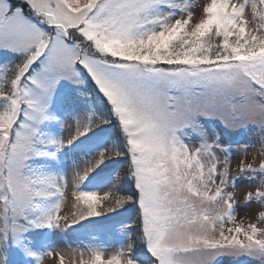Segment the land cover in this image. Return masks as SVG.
<instances>
[{
  "label": "snow or ice",
  "instance_id": "1",
  "mask_svg": "<svg viewBox=\"0 0 264 264\" xmlns=\"http://www.w3.org/2000/svg\"><path fill=\"white\" fill-rule=\"evenodd\" d=\"M0 53L14 57L0 64V264L11 246L32 264H141L131 233L126 246L93 236L42 252L24 235L83 227L128 204L149 264H264V0H0ZM82 72L126 152L101 148L69 175L42 170L37 159L110 123L92 109L59 119L67 136L43 135L61 82L82 84ZM209 122L259 134L233 159L218 154L227 147L209 140ZM114 157L125 166L113 187L83 190ZM248 173L254 182L238 186ZM122 177L134 194L116 191Z\"/></svg>",
  "mask_w": 264,
  "mask_h": 264
},
{
  "label": "rangeland",
  "instance_id": "2",
  "mask_svg": "<svg viewBox=\"0 0 264 264\" xmlns=\"http://www.w3.org/2000/svg\"><path fill=\"white\" fill-rule=\"evenodd\" d=\"M14 3H19V0H13ZM14 59L12 54H9L6 58L3 53H0V64L7 63L9 60ZM81 78L83 79L84 83L82 84H73L71 82H61L58 92L62 90L64 92L62 98L60 99V108H53L51 106V111L55 114L58 118L57 120L50 121L46 123L42 128V133L44 136H67L68 129L61 128L59 125V119H64L67 117L68 122L72 121L74 116L83 115L85 112H88L92 109H95L97 104L95 102L97 100L92 99L91 96V86L88 81L84 78L83 74L81 73ZM57 92V93H58ZM85 93L87 95H85ZM70 98L71 103H68L65 98ZM96 111V109H95ZM97 113V111H96ZM108 124L101 125L99 128L94 129L91 133H89L88 137L81 138L79 141H75L72 145L66 146L64 149L60 150L59 152H55L54 158L52 156L49 157H42L35 161L36 165L39 166L42 170L54 172L57 174H66L69 175L73 171H75L79 167H83L85 161L91 159L96 152H98L101 148H110L113 143L114 139L108 136L109 132L112 130L107 127ZM114 129V128H113ZM206 131L209 140H215L216 137H219L218 143L225 145L227 147V153L218 151V154L221 156L225 154H231L232 158L235 159L239 156L238 145L240 144H253L257 140L258 132L252 129L249 130H238V131H230L223 127L219 122H209L206 124ZM100 136H105L107 139L106 141H100L98 144H93L86 149H79L77 145L81 142L89 141L90 139H95ZM189 140L192 142H198V138L196 140H192V137H188ZM259 147L258 145L256 146ZM252 155H255L253 153ZM251 159V156L249 157ZM106 160L100 168L96 169L93 173L90 174L87 181H93L97 178L98 173L107 172L110 169H114L117 173V169L115 165L120 164L123 160V157H114L113 159ZM233 174L236 171V162L233 161L232 165ZM251 173L245 174L238 178L237 184L238 186H243L249 184L250 181L248 179L251 176ZM260 174L255 175V180L258 181ZM115 179L112 180L107 186L96 189V188H87L82 187L83 190H92V191H106L113 187ZM117 183L115 184V188ZM70 207V204L67 205ZM133 204L125 205L123 208L117 209L113 213H109L106 216L92 218L90 221H98V222H114L116 226L114 228L108 227L107 232L108 236L106 237H98L101 242L110 246V247H119L121 245L126 246L129 243L128 233L130 229L135 227V224L132 222L128 223L129 217L132 218V210ZM237 211L240 212L238 219L245 216L244 206L238 205ZM88 221L82 222V225ZM81 225L74 226L72 229L68 230H61V229H53L52 230V237L49 240V244L41 245L40 244V237L42 233V229H30L24 235L26 240L30 242L31 247L36 251H44L50 244L54 245L59 248H68V247H79L83 243H87L89 239L93 236L80 234L74 231L75 228H80ZM121 229H125L121 231ZM112 233L113 238L110 236ZM133 239V235H131V242ZM134 255L141 261V264H149L148 257L143 254L139 253L137 250L133 249ZM5 254L8 256V264L12 260V256L9 253V249H5ZM18 256L21 257L20 253L18 252ZM68 257L66 256V260ZM46 264L48 262L46 261ZM221 264H232L228 258H223L221 260ZM243 264H255V262L244 261Z\"/></svg>",
  "mask_w": 264,
  "mask_h": 264
},
{
  "label": "trees",
  "instance_id": "3",
  "mask_svg": "<svg viewBox=\"0 0 264 264\" xmlns=\"http://www.w3.org/2000/svg\"><path fill=\"white\" fill-rule=\"evenodd\" d=\"M104 102H102V106L104 108H107V106L104 105ZM101 119H104L105 118V115L102 114ZM111 149H115V150H118V151H122V147H121V144L119 143H115ZM124 170V168H122L121 172ZM116 191L120 192L121 194L123 195H132L134 194V186L132 184V181L128 180L126 177H122L121 180L118 182L117 184V187H116ZM109 214V213H108ZM139 236V234H138ZM133 237L132 239V242L134 244V248L133 249H137L140 245V242L139 240L137 239V237Z\"/></svg>",
  "mask_w": 264,
  "mask_h": 264
}]
</instances>
